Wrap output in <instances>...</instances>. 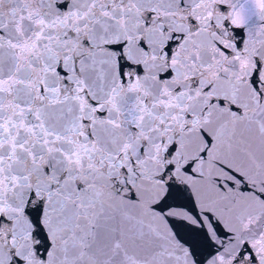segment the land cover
I'll return each instance as SVG.
<instances>
[{
	"label": "snow or ice",
	"instance_id": "6c2138e0",
	"mask_svg": "<svg viewBox=\"0 0 264 264\" xmlns=\"http://www.w3.org/2000/svg\"><path fill=\"white\" fill-rule=\"evenodd\" d=\"M0 264H264V0H0Z\"/></svg>",
	"mask_w": 264,
	"mask_h": 264
}]
</instances>
